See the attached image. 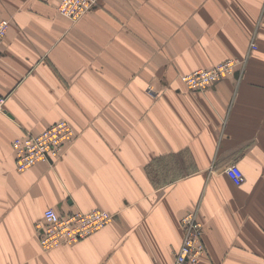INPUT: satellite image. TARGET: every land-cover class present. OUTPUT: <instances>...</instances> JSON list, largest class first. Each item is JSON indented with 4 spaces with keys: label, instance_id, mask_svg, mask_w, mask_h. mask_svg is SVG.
<instances>
[{
    "label": "crops",
    "instance_id": "1",
    "mask_svg": "<svg viewBox=\"0 0 264 264\" xmlns=\"http://www.w3.org/2000/svg\"><path fill=\"white\" fill-rule=\"evenodd\" d=\"M59 2L0 0V264H175L191 211L200 264H264V0H99L78 21ZM61 119L59 156L19 171L13 141ZM48 207L113 218L47 251Z\"/></svg>",
    "mask_w": 264,
    "mask_h": 264
},
{
    "label": "built area",
    "instance_id": "2",
    "mask_svg": "<svg viewBox=\"0 0 264 264\" xmlns=\"http://www.w3.org/2000/svg\"><path fill=\"white\" fill-rule=\"evenodd\" d=\"M99 0H60L59 11L72 21H78L89 13ZM8 19L0 20V41L7 33ZM236 62L231 59L218 63L210 68H200L184 73L181 79L192 89L203 90L212 83L233 73ZM4 97H0V109L3 108ZM75 133L72 124L61 119L38 133H29L17 137L13 141L16 167L19 171L30 168L38 161L51 162L62 152L64 142ZM226 174L234 184L240 185L245 180L242 169L233 164L226 168ZM113 216L100 208L87 211L74 210L61 213L54 207L44 210L37 223L40 242L45 250L71 245L90 236L104 227ZM185 234L175 264H198L204 252L203 225L196 211H191L182 219Z\"/></svg>",
    "mask_w": 264,
    "mask_h": 264
},
{
    "label": "rangeland",
    "instance_id": "3",
    "mask_svg": "<svg viewBox=\"0 0 264 264\" xmlns=\"http://www.w3.org/2000/svg\"><path fill=\"white\" fill-rule=\"evenodd\" d=\"M203 240H204V238H203ZM205 244V243H204ZM204 253H205V247H204V252H203V254L202 255H204ZM202 258V257H201ZM200 261H201V259L199 260V263L198 264H200Z\"/></svg>",
    "mask_w": 264,
    "mask_h": 264
}]
</instances>
